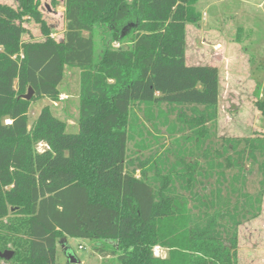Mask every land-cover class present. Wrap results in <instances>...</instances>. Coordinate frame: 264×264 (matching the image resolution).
I'll use <instances>...</instances> for the list:
<instances>
[{
  "label": "trees",
  "instance_id": "obj_1",
  "mask_svg": "<svg viewBox=\"0 0 264 264\" xmlns=\"http://www.w3.org/2000/svg\"><path fill=\"white\" fill-rule=\"evenodd\" d=\"M196 3L64 0L61 41H20L2 15L40 21L33 1L21 11L0 5V252L13 251L0 264H114L57 261L62 237L113 241L95 248L117 264H236L238 227L261 211L264 136H216L218 67L185 60V26L201 20ZM65 67L80 69L77 131L47 105L28 128L29 104L58 98ZM162 104L191 134L128 159L133 105L154 126ZM255 106L264 117V98Z\"/></svg>",
  "mask_w": 264,
  "mask_h": 264
},
{
  "label": "rangeland",
  "instance_id": "obj_2",
  "mask_svg": "<svg viewBox=\"0 0 264 264\" xmlns=\"http://www.w3.org/2000/svg\"><path fill=\"white\" fill-rule=\"evenodd\" d=\"M32 1L40 21L27 13H23L19 19L7 17L5 12L2 17L18 32L16 34L20 41H39L47 35L61 41L66 27L64 0ZM21 3L22 0H0V5L18 11L22 9ZM196 8L201 13V20L198 25L185 26V60L189 65L205 64L218 67L216 136H264V117L255 106L257 99L264 98V0H197ZM11 27L10 30L15 33ZM96 44L99 53V39H96ZM110 44L114 48L120 45L116 41ZM126 45V42L121 43L123 47ZM79 77L78 67H65L63 79L59 84L58 98H40L29 104L28 128L40 109L47 105L53 115L65 121L66 132H76ZM132 108L137 118H131L137 130L131 133L126 144L128 159L147 158L155 151L157 154L163 153L172 141L177 139L179 143H184L183 140L191 134L188 129L178 131L180 118L176 116V112L170 113L163 104L153 109L151 120L155 122L154 126L144 117L141 105H133ZM140 122L142 125L145 123L144 128ZM171 124L176 126L173 130L170 128ZM140 139L142 143H139ZM35 147L42 150L45 145L39 143ZM167 157L170 161L176 159L174 154H168ZM135 174L139 176L140 171L137 170ZM252 180H255L254 171L248 175L246 182L247 190L251 192ZM101 244L107 249H112V244L115 243L62 237L57 244V261L64 262L67 254L71 253L81 262L117 264L116 256L109 254L103 257L96 251L95 247ZM152 251L154 256L160 258L167 255V249L160 246L153 247ZM236 264H264V194L259 215L244 221L238 227Z\"/></svg>",
  "mask_w": 264,
  "mask_h": 264
},
{
  "label": "water",
  "instance_id": "obj_3",
  "mask_svg": "<svg viewBox=\"0 0 264 264\" xmlns=\"http://www.w3.org/2000/svg\"><path fill=\"white\" fill-rule=\"evenodd\" d=\"M134 24L130 23L129 24V28L133 27ZM129 29L124 28L122 33H121V37L124 36ZM33 95V89L31 87L28 88L27 92L25 94L22 95V98L29 100ZM13 256V251L6 249L2 252H0V258L5 259V260H9L11 257ZM67 258L72 262V263H78L80 262V260L78 258H76L75 255L68 253L67 254Z\"/></svg>",
  "mask_w": 264,
  "mask_h": 264
},
{
  "label": "built area",
  "instance_id": "obj_4",
  "mask_svg": "<svg viewBox=\"0 0 264 264\" xmlns=\"http://www.w3.org/2000/svg\"><path fill=\"white\" fill-rule=\"evenodd\" d=\"M5 122H10L8 119Z\"/></svg>",
  "mask_w": 264,
  "mask_h": 264
}]
</instances>
